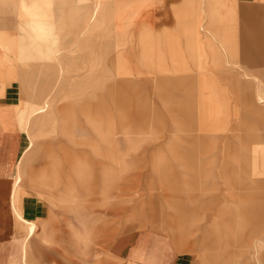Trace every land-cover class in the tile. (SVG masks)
<instances>
[{"label": "rangeland", "instance_id": "374dc122", "mask_svg": "<svg viewBox=\"0 0 264 264\" xmlns=\"http://www.w3.org/2000/svg\"><path fill=\"white\" fill-rule=\"evenodd\" d=\"M56 1L21 2L0 43L30 134L20 194L49 205L32 235L17 216L1 264H122L113 241L138 228L194 264H264V0H139L161 20L140 44L114 27L131 0Z\"/></svg>", "mask_w": 264, "mask_h": 264}, {"label": "crops", "instance_id": "0c3cea01", "mask_svg": "<svg viewBox=\"0 0 264 264\" xmlns=\"http://www.w3.org/2000/svg\"><path fill=\"white\" fill-rule=\"evenodd\" d=\"M0 0V43L7 45L9 43V36H20L21 32L18 29L20 22L18 12L20 3L29 6L31 0H5L7 7L5 8ZM61 1V0H59ZM96 1V0H94ZM243 1V0H241ZM252 1V0H244ZM139 0H131V7H127L128 3H120V9L118 12V20L116 18L114 27L118 32L122 29H127L129 38L137 44H140L139 36L142 32V28L148 29L152 22L161 21L159 17L151 14L148 9L138 7ZM176 2V1H175ZM174 2V3H175ZM55 9L61 8L55 0ZM165 4V2H164ZM126 5V6H125ZM172 16L175 26L178 22L177 16H175V7L172 4ZM26 7H24V35L28 29L26 15ZM125 10L127 13H121ZM94 13L88 16L87 26L94 19ZM129 15V16H128ZM55 16H58L55 13ZM125 17H132V20L128 25L123 20ZM168 24H163L162 28ZM144 30V29H143ZM122 34V33H121ZM133 35V36H132ZM27 39V38H26ZM129 54L133 56L137 51L129 48ZM127 51H122L119 57L126 55ZM3 49L0 46V60H4ZM251 61H256L254 55H252ZM5 62V60H4ZM164 68V66H163ZM137 69V67L135 68ZM22 86L18 79L6 80L1 85L0 83V225L4 220L8 222V227L3 228L0 226V239L6 241L11 237L22 236L25 237L26 233L21 230L18 224V218L25 224L29 225V235H32L35 231L34 221L36 225L41 223L49 216V205L44 199L35 196L32 193L20 194L21 190H24L26 186L18 181L16 178L21 172H23L22 159L28 151L30 143V134L28 132V120L26 117H22ZM73 165V177L76 179L81 178L83 169L87 166V163H83L74 160ZM73 177H69L67 187L74 184ZM66 200L70 197L66 194ZM75 199L74 197L70 200ZM15 213L17 215H15ZM29 239V238H28ZM1 242V241H0ZM113 246L110 249V254L121 261L122 264H194V257L189 253H179L174 241L164 235L161 232L153 231L150 229L131 230L123 233L113 241ZM4 246L0 245V264L2 258ZM7 264H15L14 261H10ZM28 264V263H27Z\"/></svg>", "mask_w": 264, "mask_h": 264}, {"label": "bare ground", "instance_id": "6f19581e", "mask_svg": "<svg viewBox=\"0 0 264 264\" xmlns=\"http://www.w3.org/2000/svg\"><path fill=\"white\" fill-rule=\"evenodd\" d=\"M29 145H30V143H29Z\"/></svg>", "mask_w": 264, "mask_h": 264}]
</instances>
